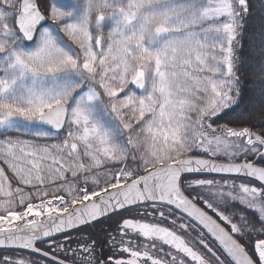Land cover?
I'll return each instance as SVG.
<instances>
[{
	"label": "snow or ice",
	"instance_id": "obj_1",
	"mask_svg": "<svg viewBox=\"0 0 264 264\" xmlns=\"http://www.w3.org/2000/svg\"><path fill=\"white\" fill-rule=\"evenodd\" d=\"M0 264H264V0H0Z\"/></svg>",
	"mask_w": 264,
	"mask_h": 264
},
{
	"label": "trees",
	"instance_id": "obj_2",
	"mask_svg": "<svg viewBox=\"0 0 264 264\" xmlns=\"http://www.w3.org/2000/svg\"><path fill=\"white\" fill-rule=\"evenodd\" d=\"M3 254H10V253H5L3 250H0V255H3Z\"/></svg>",
	"mask_w": 264,
	"mask_h": 264
}]
</instances>
